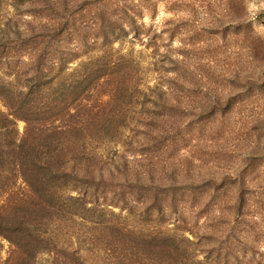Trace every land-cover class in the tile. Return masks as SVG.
<instances>
[{
    "label": "rangeland",
    "instance_id": "rangeland-1",
    "mask_svg": "<svg viewBox=\"0 0 264 264\" xmlns=\"http://www.w3.org/2000/svg\"><path fill=\"white\" fill-rule=\"evenodd\" d=\"M0 45V224L48 248L0 264H264V0H0Z\"/></svg>",
    "mask_w": 264,
    "mask_h": 264
},
{
    "label": "trees",
    "instance_id": "trees-1",
    "mask_svg": "<svg viewBox=\"0 0 264 264\" xmlns=\"http://www.w3.org/2000/svg\"><path fill=\"white\" fill-rule=\"evenodd\" d=\"M1 49L3 51L2 53H4L5 48L1 47V45H0V50ZM3 55H5V54H3ZM2 56L0 58H2ZM73 76H72V78H73ZM101 77H104V74ZM74 81H76V80H74ZM79 83L81 85H84L85 83H87L89 85L91 83V85H92V81L88 75L83 77L79 81ZM7 90L8 89L5 86L0 85V102L4 105V107H6L10 111V113H9V115H7V117L12 115V116H15L16 118L23 119L24 116L22 114H16L19 112L18 110H16V113H15V110H13L14 108L10 104L9 95L7 93ZM71 93L75 96L76 99H80L79 97H80L81 93L78 92L77 88H74L73 92H71ZM65 107H69V105L68 104H65V105L64 104H57L54 106H46L45 108H42V114L44 115V117H46V116L48 117L45 120L46 121L45 123H47L45 126H47V125L50 126L51 122L54 123L55 121H57L58 118H54V117L60 116L61 112H63L65 110ZM19 109H21V108H19ZM50 117L52 118V120L49 122ZM77 127H78V125L76 124V126H74L71 130L74 131ZM58 128H60V127H55L56 132L58 131ZM61 131H63V130L61 129ZM47 151L50 153V151H52V150L48 149ZM50 167H51V164L48 167L49 170H51ZM54 176H56V174ZM60 179H62V178H60ZM61 181L63 182V180H61ZM54 188H55L54 182L50 181L47 178V176L44 178V180H42V183H37V186L32 185V189L34 191H36L37 193L42 192L43 198H44V196L47 197V198H44L42 200L46 204H50L49 202H46V199L48 200V198H50L51 195H56V192H54ZM1 220H3L2 214H0V221ZM10 231H12V230L11 229L5 230L3 228V226H1V224H0V236H3L4 238H6L13 246H15L16 248H19V250H23L25 248L26 249L25 253L29 254L30 260H31V257H33L34 254H36L38 252V249H40V247L42 249V246H44L45 249H48L46 246L47 240H45L41 236H34L33 234H31L29 236L30 239H28L27 237L23 238L22 235L17 232V229H16V233H15V230H13V232H10Z\"/></svg>",
    "mask_w": 264,
    "mask_h": 264
}]
</instances>
